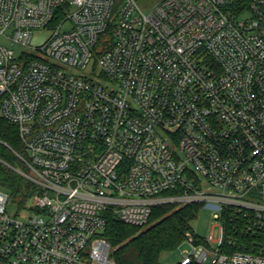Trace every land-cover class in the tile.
I'll use <instances>...</instances> for the list:
<instances>
[{"label":"built area","instance_id":"2783aa9c","mask_svg":"<svg viewBox=\"0 0 264 264\" xmlns=\"http://www.w3.org/2000/svg\"><path fill=\"white\" fill-rule=\"evenodd\" d=\"M244 2L0 0L6 165L34 186L13 215L0 189V264H114L109 217L191 203L218 234L179 264H264V0Z\"/></svg>","mask_w":264,"mask_h":264},{"label":"trees","instance_id":"16d2710c","mask_svg":"<svg viewBox=\"0 0 264 264\" xmlns=\"http://www.w3.org/2000/svg\"><path fill=\"white\" fill-rule=\"evenodd\" d=\"M244 1L234 0L225 9L237 13L245 5ZM4 143L13 150H20L16 126L0 115V187L9 191L21 205L33 192L34 186L6 165L15 166L18 161ZM201 206L200 203L179 208L157 206L145 226L129 225L109 217L102 235L110 245V258L114 264H162L159 261L162 251L175 250L188 235L197 236L191 228V221Z\"/></svg>","mask_w":264,"mask_h":264},{"label":"rangeland","instance_id":"374dc122","mask_svg":"<svg viewBox=\"0 0 264 264\" xmlns=\"http://www.w3.org/2000/svg\"><path fill=\"white\" fill-rule=\"evenodd\" d=\"M158 1L159 0H136L138 6L143 11H148ZM225 1L227 5H230L233 3L234 0H225ZM49 35H50V32L48 30L37 29L33 32L31 39H30V43L32 45H41L46 41ZM0 44L6 45V46H12L9 41H7L6 39H1V38H0ZM13 48L16 51L19 50V48L16 46H13ZM12 154L14 155L13 152ZM18 164L19 163L17 162L15 166H18ZM0 189L5 190L2 187H0ZM5 191L9 195L8 202L6 203V211L8 212L9 215H13L14 213L16 214L17 211L19 210L18 204L16 200L12 197V194L7 190ZM213 213L214 211L211 208L205 205H202L197 212L196 218L191 221V228L199 238L204 239L210 234L212 235L213 238L217 237L218 227H217L216 221L213 218ZM24 214H25V211L21 209L18 212V217L23 218L25 216ZM185 248H188L187 243L182 244L175 250L162 251L159 255V261L162 264H177L180 259V251Z\"/></svg>","mask_w":264,"mask_h":264}]
</instances>
